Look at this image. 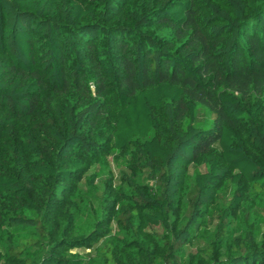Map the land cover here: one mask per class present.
<instances>
[{
  "label": "trees",
  "instance_id": "obj_1",
  "mask_svg": "<svg viewBox=\"0 0 264 264\" xmlns=\"http://www.w3.org/2000/svg\"><path fill=\"white\" fill-rule=\"evenodd\" d=\"M0 264H264V0H0Z\"/></svg>",
  "mask_w": 264,
  "mask_h": 264
},
{
  "label": "rangeland",
  "instance_id": "obj_2",
  "mask_svg": "<svg viewBox=\"0 0 264 264\" xmlns=\"http://www.w3.org/2000/svg\"><path fill=\"white\" fill-rule=\"evenodd\" d=\"M200 119L203 120V119H206V116L204 115L203 112H200ZM115 156V155H114ZM114 156H110L109 157V162H110V166H111V169L117 174V171L116 169L114 168V163H113V159H114ZM115 174V175H116ZM117 176V175H116Z\"/></svg>",
  "mask_w": 264,
  "mask_h": 264
}]
</instances>
